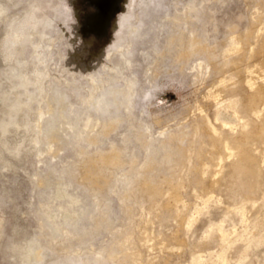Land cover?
<instances>
[{
  "label": "rangeland",
  "instance_id": "374dc122",
  "mask_svg": "<svg viewBox=\"0 0 264 264\" xmlns=\"http://www.w3.org/2000/svg\"><path fill=\"white\" fill-rule=\"evenodd\" d=\"M188 1L191 0H0V264H36L38 259L41 264H148L150 258H155L152 264H264V139L252 147L260 158L225 160V168L231 169L223 173L209 197L204 196L211 188L209 181L198 185L191 179L182 190L184 219L176 218L174 210L167 208L166 197L158 199L161 208L150 209L152 203L144 200L139 186H124L126 179L134 178L146 156L138 120L149 123L155 133L166 129L185 131L183 142L173 141L175 150H185L195 138L188 132H192L202 109L219 131L230 126L236 141L248 127V116L240 108L244 114L241 118L231 95L223 92L215 99L219 85L231 76L212 74L204 81L193 80L189 65L197 56L187 59L177 55L180 42L175 37L168 39L178 34L175 25L181 20L173 16L182 17L181 9ZM243 1L205 0L206 4L204 0H194L195 7L203 12L189 22L188 28L198 30L197 36L207 32V39H212L216 25L217 39L225 42L226 20L242 25L254 10L263 8L264 12L262 0ZM40 5L39 12L53 20L44 35L48 52L43 50L37 31H25L21 26L32 21ZM212 10L213 19L209 17ZM129 15L135 17L132 24H138H133L137 26L133 33L136 38L131 36V59L139 79L134 115L123 116L113 132L105 131V123L91 122L83 135L77 133L87 122L79 118L81 125L74 128L75 137L65 136L68 121L81 117L99 97L101 87L107 86L106 67L116 60L112 54L123 28L121 23ZM234 44L232 39L223 45L219 61H228L226 50ZM259 61L263 68L258 81L264 84V46ZM145 68L153 70L149 78L143 75ZM92 77L97 79L99 90L90 88L95 84ZM227 84L228 89L237 88ZM62 91L71 92V99L80 103H75L73 109L65 107L66 102L51 103L54 92ZM65 108L69 118L58 115ZM114 109L106 115L99 112L100 120L115 114ZM90 114L97 115L93 109ZM50 115L58 119L48 133ZM164 138L160 136L159 140ZM162 147L150 155L159 163L151 173H157V177L169 166L165 160L160 161ZM214 152L225 150L217 146ZM108 154H113L111 159L106 158ZM89 158H97L112 174L108 171L98 175L87 169L85 162ZM176 160L179 168L187 164L183 157ZM257 160L260 166L249 182L245 177L253 173L251 165ZM71 197L79 198V205L70 202ZM77 211L80 215L74 218ZM144 230H148V240ZM127 231L129 237L125 235ZM222 232L227 239L216 247ZM234 248L237 254L226 260V251Z\"/></svg>",
  "mask_w": 264,
  "mask_h": 264
},
{
  "label": "bare ground",
  "instance_id": "6f19581e",
  "mask_svg": "<svg viewBox=\"0 0 264 264\" xmlns=\"http://www.w3.org/2000/svg\"><path fill=\"white\" fill-rule=\"evenodd\" d=\"M193 1L194 0L185 2L184 7L181 9L183 11L182 17L176 16V15L173 16L174 20H181L180 21L181 23H178L177 25H175V27L178 31V34L173 33L171 36H169L168 39L171 41V39L174 40V37H175L176 40L180 42V43L178 42L179 43V46H178L179 51L177 52V55H179V56L182 55L183 57H186L187 59H189L190 56H192V58H193V56H197L196 61L194 63H192L191 65H189L190 66L189 68L191 70V76H192L193 80L204 81L206 78H208L212 74H215L219 77L226 76L227 78H229V76H231V78H233V79L229 78V80L226 83H224L225 79H223L224 84L219 85V88L216 90L217 95H216L215 99L217 100V98H219V96H221L223 92H227L229 94V96L231 95L234 99L233 103L236 104L235 106H236V108H238L237 112L241 113V118L244 119V114H242V111H244L246 116H248L247 123H246L248 127L244 128L240 132V134L238 135V138L240 140L236 141V140H234L235 135L231 132L230 126L228 129L219 131V129L212 122L211 117L207 114V112L204 113V110L202 109L201 110L202 112H200V114H201L200 117L198 119H196V124L192 127V132L191 131L188 132V133H191V135H193L195 138L194 139L191 138V140L189 139L190 141L186 144L185 150H183V148H180V147H178L179 148L178 150H175L172 148L173 141L176 140L175 142H177V141L183 142L186 139L185 131L179 132V131H175L176 129L169 131L168 129H166V130H162V131L155 133L151 129V125L149 123H146L145 121L143 122L142 120H138V123L141 125V129H139L140 135L142 136V138L145 139V151H146L145 155L146 156H145L143 162L140 163L138 170L135 172V175L133 176L134 178L126 179L124 186L127 187V185H130L131 183H133L134 186H139L141 191L144 193V195L146 197V198H144V200H149L152 203L151 207H149L150 209L161 208L160 206L162 204L158 203V199L160 200V199H164L166 197V203L163 201L164 204L167 205L168 209H171L172 211L174 210L175 217L178 219H184V212L186 209V205H185V203H183L184 200L182 198V190H183V188H185L187 183L189 184L191 182V179L193 180V182L197 183L198 185L199 184H205L206 180L209 181L210 185H208V186H211V188H209V191H207L204 194V196L206 195V197H207L209 194L213 193V190H214L213 188L216 185H218V182L220 181L221 177L223 176V173H225V171L231 169L229 167H228V169L225 168L226 167L225 160H227L228 157L229 158L230 157L231 158L232 157H238V158L241 157V159H244V158L246 159L247 157H250V156L259 157L258 153H256V152L254 153L255 148L253 149L252 147H254L253 146L254 144H258L260 141H262L264 139V84L263 83L261 84L258 81L259 76H260V70H262V68H263L262 62L259 61V57L261 55V49L264 46V12L262 11L263 8L261 10H258V9L254 10L255 12L251 13V16L248 17L249 19L245 23H243L242 25H239L238 22H234V20H226L223 23V27H224L223 37H225V39L223 38L225 42H223V40L217 39V37L215 35L216 30H217L216 25H214L213 31L211 33L212 39L211 38L207 39V36H210L207 34V32L205 33V35L203 37L197 36L195 34V32L198 33V30L196 31L191 27L188 28L189 22L192 19L197 18V16L200 15V12H203L202 9H200V8L197 9L195 7ZM139 2H137V3H139ZM204 2H205V0H204ZM222 2H223V0H222ZM142 3L143 2H141V4ZM180 4L182 5L183 3H180ZM245 4L246 3H244V5ZM210 5H211V3H210ZM38 6H36V8H35V15L33 14L35 17H32V21H30V22L28 21L29 23L27 22L25 24H22L21 26H22V29L25 31L31 30V29H32V31L33 30L37 31V33L40 34V37L42 39V43H43V47H44L43 50L48 52L49 47L46 46V43L44 41V35L48 33L46 28H47V26H49L51 18L48 19L47 18L48 16L46 14L45 15L47 17H45V15L41 14L39 12L41 10V5H40V7H38ZM245 7H247V6H245ZM258 7H259V5H258ZM262 7H264V0H262ZM174 8H176V7H174ZM254 8H257V7L255 6ZM140 9H141V7H140ZM143 10H145V9H143ZM212 11H211L212 13H209V17L213 19V14L215 13V11L214 10H212ZM223 12H224V10H223ZM206 13H207V10H206ZM203 14H205V13H203ZM134 15L133 16H130V15L127 16L126 18H124L125 20L121 23V25L123 24V28L121 29L122 31L119 33V38H118V41L116 43V47L114 48V51L112 54V57L113 58L115 57L116 60H112V64L106 67V71L107 70L109 71V73H105V75L108 76V79L106 80L107 86L101 87V90L99 92V97L97 99H95L92 103H90L91 106L90 107L88 106L89 107L88 109H85L80 114L81 117H79V116L76 117L75 120H73L74 122H72V121L70 122V120L69 121L66 120L70 124V127L67 130V132L65 133V136H67L69 138L75 137L76 133H74V128L78 125H81L78 122L79 118H84L85 121L87 122L85 125L84 124L81 125L83 127V129L80 130L79 133H77V134L83 135V132L86 131V129L90 126L91 122H93L94 125H97L100 122L105 123V126H106L105 128L107 129L105 131H108V129H109L110 131L113 132L116 130V128L119 127L118 124L123 120V116L126 117V116L134 115L133 114L134 99H135L136 93H137L138 88H139L138 87V82H139L138 75L135 73L136 69L134 70V68H133L134 65L132 64V59H131L132 54H133V52H132V37L131 36H133V33H135V30H137L136 29L137 26L133 25L136 22L133 24L131 22V19L134 17ZM52 18H53V16H52ZM170 18H168V19H170ZM221 18L223 19V17H221ZM222 19H220V20L223 21ZM52 21L53 20H51V22ZM148 23H151V22H148ZM149 26H151V25L149 24ZM150 28H152V27H150ZM125 29H127L126 32H124ZM139 29H141V28H139ZM185 29H187L186 32H184ZM142 30H143V28H142ZM140 32H142V31H140ZM169 33H171V32H169ZM133 38H136V37L133 36ZM232 39H235L234 47L227 49V50L225 49L227 57H228V61H226V62L225 61L224 62L219 61L218 59L221 56L220 53L222 52L221 49L223 48V45L225 43L231 41ZM31 40H33V39H31ZM261 42L263 44H261ZM166 43H167V41H166ZM133 50H135V49H133ZM169 51H170V48H169ZM155 53H156V51H155ZM187 56H189V57H187ZM152 74H153V70L150 71V68H145V70L143 71V75L145 77L147 76L149 78V75H152ZM92 80H93V82H95V84H91L90 88L92 90H99L100 86L96 83L97 79L92 77ZM227 83H230L237 88L232 87V88L228 89ZM70 94H71V92L69 93L67 91H62V92L57 93V94H55V92H54V94L52 96V100L50 102L51 103L62 102L61 103L62 105H64L63 102H66L65 107L73 109L76 106L75 103H80V102H76L74 99H71L72 94L71 95ZM79 96H81V95H79ZM80 100H82V98H80ZM212 102H213V100H212ZM216 103H217V101H216ZM114 108L116 109L115 114L111 115L109 113L111 115V116H109V118H107L106 120H100L101 117H99V115H98L99 112H101V113L102 112H104V113L109 112L110 110H112ZM121 108H123V109H121ZM240 108L242 109V111L240 110ZM91 109H93L95 111V113L97 114L96 116H92L90 114ZM64 110L65 111L59 110L58 115L60 117H64V118L68 117L69 118L70 114L69 113L65 114L66 108ZM76 111H77V109H76ZM112 113H113V111H112ZM56 114H57V112H56ZM105 115H106V113H105ZM43 117L42 116L39 117V119L41 120L40 123L43 122L42 121ZM50 117H51V119L48 121V125H49L48 126V133L56 127L55 122H57L56 120L58 119V118H56L57 115L56 116L50 115ZM134 117H136V116H134ZM59 119H62V118H59ZM225 125H228V124L225 123ZM39 126H41V125H39ZM178 126H180V125H178ZM202 128H203V131H202ZM93 130H95V129H93ZM88 133H89V131H88ZM39 135H41V133H39ZM41 136H43V135H41ZM160 136H162V137L165 136L164 141L159 140ZM188 137H190V135ZM161 145H163L162 148H164V150H163L164 153H162L163 155L161 156L162 158H160V161H161V159H162V161L165 160L166 164H169V166L168 165H167V167L165 166L166 167L165 171H163V173L157 177V173H156V176L151 175V173L152 172L155 173L156 165H159V163L155 160V158L150 157V155H151V152L157 151ZM217 146L222 147L223 150H225V153L217 152V154H215L216 151L214 152V148ZM82 153H85V152L83 151ZM124 153H126V151ZM205 153H208L207 157H206ZM112 155L113 154H110V155L108 154L106 158L111 159ZM226 155H227V157H226ZM115 156H117V153H115ZM179 157H183L185 162L187 163L184 167L179 168L178 162H176L177 161L176 159ZM234 159H236V158H234ZM258 161L259 160H257V162ZM236 162H237V160H236ZM240 162L241 161H239V163ZM85 163H86L85 167L87 169L90 168V169L95 170V173L98 175L105 174L108 171H109L108 173H111V170L108 167L101 165L97 158H91V159L89 158L86 160ZM162 163H161V165H162ZM227 163H228V161H227ZM234 164H231V165H234ZM238 165L239 164H237V166ZM243 165H242V167H243ZM245 165H247V163ZM251 166H252L253 173L251 175L249 174L250 175L249 177H245V178H249V182H251V179H252L253 175L255 174V172L257 171V168L260 166V164L258 162V163L251 165ZM162 167H163V165H162ZM248 168L251 169V167H248ZM250 169L249 170L247 169V170L251 171ZM52 170H53V168H51V172H52ZM193 172L195 174L192 175ZM189 173H191L192 178H191V176L189 177V175H190ZM228 176L232 177V174L230 171H229ZM228 176H227V179H228ZM228 180H230V179H228ZM236 181H237V179H236ZM227 183H229V182L227 181ZM207 184H208V182H207ZM245 185H246V183H245ZM250 185H252V183H249V185H246V186L250 187ZM254 186H255V183H254ZM128 188H130V187H128ZM238 188H240V187H238ZM238 188H237V190H238ZM64 189H66V188H64ZM62 191H64V190H62ZM128 191L129 190H127V192ZM248 191H249V189H248ZM127 192L123 193L124 196H126V197H128ZM64 193H65V191H64ZM246 193H248V192H246ZM197 195H199V194H197ZM129 198H130V196H129ZM78 199L79 198L71 197L70 202H72L75 205H79ZM139 202H142V201H139ZM142 203L144 204V202H142ZM142 203H141V205H142ZM181 203L184 204L183 209H181L179 207L181 205ZM166 205H164V207ZM131 207H129V208H131ZM61 209H62V207H61ZM79 212L80 211L73 213L74 218L79 217V215H80ZM186 220L190 221L191 219H186ZM126 233L127 234H125V235H127V237H129L128 234H130V232L127 231ZM144 234H147V240H148V237H149L148 230H144ZM127 237H125V238H127ZM226 239H227V235L224 232L220 233L218 235V242L216 244V247L221 246L226 241ZM151 246H153V245H151ZM161 246H160V248H161ZM235 248L229 249L228 251H226V253H225L226 260H228L231 257L233 258L237 254V252H236L237 250ZM98 257H99V255H98ZM152 259L153 258H150L148 260V264L153 263ZM153 260H155V258ZM40 261L41 260L38 259L36 264H39V263L41 264ZM61 264H63V263H61Z\"/></svg>",
  "mask_w": 264,
  "mask_h": 264
}]
</instances>
